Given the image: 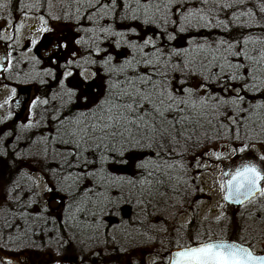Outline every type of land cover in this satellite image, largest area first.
Masks as SVG:
<instances>
[{"label":"rangeland","instance_id":"rangeland-1","mask_svg":"<svg viewBox=\"0 0 264 264\" xmlns=\"http://www.w3.org/2000/svg\"><path fill=\"white\" fill-rule=\"evenodd\" d=\"M177 1L172 0L171 3ZM185 1H187L186 11L181 10V7L177 8L175 4V15L178 17L179 28L180 19L182 24H186L184 32L187 33L193 30V24L197 25L196 28L215 24L220 28L223 27L216 23L217 19H220L215 13L218 6H223L224 9L232 6L242 7L244 10L245 4H248L247 0H218L221 3L217 2V6L215 5L217 0ZM74 2L84 3L81 6L85 8L88 22V29L85 31L89 50L87 68L90 70L98 68L96 70L99 71L96 73L94 70H88L84 73L88 84L85 82L81 89L88 91L90 101L87 104L80 98V90L76 89H73L76 94L72 96H69V89H66V96L61 98V103L65 101L76 103L79 108L83 103L82 108L86 109V106L87 108L93 106L92 101L103 97L104 79L108 68L120 65L122 60L134 53L133 48H140L141 53L143 50L153 49L154 53L156 46L153 44L156 43L145 25L135 21L128 24L130 21L127 16L141 14L136 5L144 4L147 0H133V2L131 0L130 3L127 0H117V2L74 0ZM121 3H127L125 10L119 9ZM210 4L214 7L212 12L208 9ZM261 7L264 10V3L259 6ZM195 10L197 12H194ZM235 14L236 16L239 14L238 10ZM237 17L238 21L240 17L245 19L243 15ZM241 22L234 26L243 24L242 20ZM75 32L79 34L72 29L71 35H75ZM149 37L152 38V43L145 45L144 41ZM178 43L180 47H185L188 42L179 40ZM98 44L102 49L97 61L96 55L93 54L92 57L90 53L96 51ZM230 45L231 49H234L233 46L238 47L233 42ZM236 51L239 54L230 56L229 59L232 62L243 61V57H246L244 50ZM200 63V61L194 63L193 68V63L187 66L189 72L181 74L180 77L187 76L190 85L172 94L178 97L185 95L184 99L196 100L198 106L190 109H195L196 112L201 110L200 113L203 112L204 118L209 119L202 120V123L194 122L196 126L198 125V130L192 126L173 129L168 123L164 128H168L173 135L177 129L179 130L180 134L175 135V139L167 136L162 141L157 140V143L163 144V150L156 153L151 151L152 154L148 157L135 154L149 161L148 167L157 164L167 170L169 192H162L159 200L154 203V201L148 202V198H138L137 188H132L134 185L127 189L120 185V188L116 189L119 190L118 194L121 195L123 189L122 191L129 192V195L132 193L131 195L136 199L133 198L132 211L124 208L119 212V221L117 217H112L113 215L107 212L105 214L97 207L100 203L109 202L104 198L102 186L95 184L94 187L93 184H87L88 182L85 183L73 176H62L58 179L51 170H47L49 165L54 164L55 167L56 162H60L66 156L65 153L58 152L49 158L32 156V154L0 158V170H6V173L0 172L4 176L0 182L2 255L4 256L6 249L4 257L10 258L16 255L28 261L24 264H168L169 252L179 246H189L197 241L227 238L233 235L247 243L255 252H264V195L237 209L229 207L223 201L224 189L221 188V183H225L223 168L226 165L231 171H235L236 167L245 163H254L264 170V160L261 159L264 157V137L261 138L252 132L246 133L247 130L239 126L236 117L229 110L230 105L233 107L242 102L237 101L233 104L232 99L237 94L243 95L244 81H239L240 79L236 77L235 79L228 77L229 89L222 93L214 92L202 79H207L210 74V68L205 70L209 63L204 61L201 69ZM176 69L177 67L170 66L168 70L171 73L167 75L178 74L172 73L176 72ZM243 71L240 69L237 74L241 75ZM32 72H28L24 81L20 83L24 88L21 94L28 93L29 96H34V90L30 85L34 77ZM178 83H182V79ZM185 89H192L193 95L189 97ZM9 93L8 88L0 92V116L10 114L5 102L9 100ZM201 98L206 101L203 107L199 106ZM53 110L52 118H60L67 113L63 108ZM191 113H193L191 115L195 114L192 110ZM34 114L36 113L31 110L27 115L33 119ZM211 117L216 118L217 122L210 119ZM223 119L225 122H222ZM221 125L224 127L222 130L219 127ZM258 126L255 129L260 128ZM32 128L31 125L24 127L27 130L25 133L28 134L25 140L16 138L13 133L9 135L0 128V150L32 151L41 148L39 144L41 141L34 136ZM217 153L220 154V159H217ZM124 167V172L119 167L118 178L131 180L134 183L132 179L136 175V167L131 164H125ZM138 176H141V172L136 178ZM51 177L54 179L55 189L49 192L48 180ZM110 178L115 180L116 176L111 175ZM88 190L92 191L87 197L89 204L93 205V211L86 213L83 208L84 212L82 210L80 213L77 203L82 200L80 204L83 207L86 205L87 201L82 197L86 196L84 194ZM111 195H108L109 198L115 199ZM71 203L73 207L74 205L77 207L76 209L72 207L73 209L66 213ZM129 213L131 214L127 216Z\"/></svg>","mask_w":264,"mask_h":264},{"label":"trees","instance_id":"trees-1","mask_svg":"<svg viewBox=\"0 0 264 264\" xmlns=\"http://www.w3.org/2000/svg\"><path fill=\"white\" fill-rule=\"evenodd\" d=\"M114 1L117 2V0ZM127 1L130 3L131 0ZM171 2L172 0H151L152 7L149 8L147 14H145L144 8L138 7L147 4V0L144 4L138 3L136 5L141 14L138 16H132L133 14H130L131 17L130 15L129 17L127 16L130 21L128 24L135 21V23L145 25L144 27L149 30V34L155 40L156 48L154 53L153 49H146L141 53L139 51L140 48H133L134 53H132L130 57L122 60L120 65L117 64L112 68H108L106 78L104 79V94H107L111 85L122 82L127 77L134 78L144 75L145 73L151 76L153 82L160 88L167 89L172 93L179 92V89L190 85L187 76L180 77L181 74L189 72L187 66H191L193 63V68L194 63H199L200 61L201 69L205 61L209 63V66L205 70H209L210 68V74H208L209 76L207 79H202L207 87H210L214 92L218 91L222 93L223 91L228 90L229 88L227 87L230 84V82H228V77L232 79L233 76L238 80L240 79L239 81L243 80V84L247 82L248 84L256 83L258 85V88L256 89H246L242 86V97L244 100L233 107L230 105L229 110L232 111L233 116L236 117L237 122L240 124L239 126H243V129L247 130L246 133L252 132L253 134H257V136H261V138L264 137V108L254 107V105L264 103V91H262L264 90V59H260L261 56L264 55V27L261 26L264 25V10L262 7L259 8V6L264 3V0H247L248 4H245L244 10L242 7L241 9L234 6L226 8L225 4V9L223 6H218L219 8L215 10V13H217L220 19H217L216 23L223 27L220 28L215 24L213 26H208L209 28L207 26L196 28L197 25L195 26V24H193V30H190L188 33L184 32L186 24H182L181 19L179 28L178 17L175 15V4H177V8L181 7V10L186 11L187 1L182 0L180 2V0H178L174 4ZM215 2L216 6L217 2L221 3L218 0ZM127 3L119 4V9L123 10ZM194 4L196 5L195 2ZM116 6L117 5H115V7ZM208 9L212 12L214 9L213 5L210 4ZM236 10H238L239 13L237 16L243 15L245 19L251 18V20L245 22L244 19L240 17V21H238L239 18L235 14ZM194 12L197 11L195 10ZM241 20L243 21V24L234 26L238 23H242ZM179 40L188 43L185 47H180V45H178ZM245 40L248 41L247 44L244 43ZM231 42L238 45V47L233 46L234 49H231L229 46ZM242 49L247 57H254L259 63H255L253 60L244 57L243 61L237 60L236 62L235 60L232 62L229 59L230 56H237L238 52L236 50L242 51ZM148 62L151 63L149 64ZM235 65H239L240 67L237 68ZM170 66L177 67L176 72L172 73L178 74L173 76L167 75L168 73H171L168 70ZM244 67L248 70L247 72ZM240 69L244 71L241 75H238L237 71L239 73ZM252 75L257 77L255 81L252 80ZM181 79L182 83H178ZM180 96L181 95H179V97ZM182 96L183 98L186 97L185 95ZM93 107L94 105L78 113L74 111L67 112L65 118L59 122V126H56L55 135H57V138L54 144L55 150L60 153H65L66 156L62 158L60 162H56L55 167H53L54 164L51 166L49 165L47 170H51L58 179L62 176H73L76 178L78 177V180H82L85 183L88 182L87 184H93V186L97 184L100 187L102 186L105 196L104 198L109 202L107 204L100 203L97 207L99 211L101 210L105 212V214L107 212L111 216L113 215L112 217H117L119 220V212L124 208L132 211V202L134 198L133 195H131L132 193L129 195V192L126 193V191H122L123 189H121V195L118 194L119 190L116 191V189L120 188V185H123L124 189H127V187L130 188V186L134 185L132 188H137L138 198H148V202L154 201V203H156L162 192L167 193L170 191L167 184L169 173L165 168H162V166L157 167V164H154L146 169L136 168V175H139L141 172V176L136 178L135 175L134 179H132L135 181L134 183L131 180L118 178L120 176L119 171L120 169L121 171L125 169V164L121 165V163H114L113 161L118 158L117 154L122 147L125 149L128 147L127 142L121 137L108 138L105 141L89 138L86 142H81L79 147H76L75 140L67 133L76 127L75 120L81 113L86 114L84 119L92 121L93 117L90 109ZM191 110L195 113L194 115H191L193 114L191 113ZM200 111L201 110L196 112L195 109L184 108L181 112L168 113V119L164 122L163 127L168 124V121L174 122V120H179L181 116H184L190 117L191 119L183 120L181 123L176 124V127L187 126L189 128L192 126L198 130V125L196 126V123L194 122L199 121L202 123V120L206 121L209 119H205L203 112L200 113ZM210 119L214 120L215 123L217 122L216 118L213 119V117H211ZM222 122H225V119H223ZM218 123H220V121H218ZM61 124L64 125L61 126ZM256 126L260 128L255 129ZM219 127L221 130L224 129L222 125ZM137 138H142L143 143L136 148L135 154L148 157L152 154L151 151L156 153L163 150V148L160 147V143H153L150 139L144 137L142 132ZM125 155H129V153L125 152ZM111 175L116 176L115 180L110 178ZM49 180L52 183L54 182L52 177ZM128 183H130V185ZM146 184L147 186H145ZM90 190L84 194L86 196L82 197L83 199H86V205L83 207L82 204H80L82 200L77 203V206L80 208V213L83 208L86 213L93 211V205L89 204L90 201L87 197L92 192ZM79 192L81 193L80 190ZM109 192L112 194V197H115V199L109 198ZM97 193L99 195V191H97ZM72 200L74 203V199ZM71 207H73L72 203ZM76 207L74 205L73 208L76 209ZM130 214L131 213L127 216ZM107 217L110 218V216ZM227 238L232 239L233 241H242L234 235Z\"/></svg>","mask_w":264,"mask_h":264},{"label":"flooded vegetation","instance_id":"flooded-vegetation-1","mask_svg":"<svg viewBox=\"0 0 264 264\" xmlns=\"http://www.w3.org/2000/svg\"><path fill=\"white\" fill-rule=\"evenodd\" d=\"M0 5H4L0 6V67H2L0 92L8 88L11 97L6 103L10 114L0 116V128L9 135L13 133L16 138L25 140L28 134L25 133L27 130L24 127L31 125L33 127L31 131L37 140L41 141L39 144L42 146L32 151L0 150V158H14L16 155L24 154L49 158L58 153L54 145L57 138L56 125L66 116L65 114L60 118H52L53 109L63 108L66 112L76 113L85 110L82 108L83 103L80 108L76 103L66 101L61 103V98L66 96V89H74L77 84L82 88L84 84H88L84 78V73L90 70L87 68L89 50L85 37L88 22L85 8L81 6L84 3L77 4L74 0H0ZM42 28H47L48 31H41ZM72 29L79 34L75 32V35H71ZM32 41L36 43L33 44ZM57 43L61 47L57 48ZM100 49L102 48L98 44L96 51L90 53L92 57L96 55L97 61L100 58ZM96 69L91 70L97 73L99 70ZM30 71L34 73L33 81L30 83L34 96H29L28 93L21 94L24 88L20 83ZM67 72H71L72 75L65 77ZM31 110L36 113L33 119L27 115ZM35 123L36 125H33ZM52 142L54 143L51 146ZM224 168L226 173H230L229 166L226 165ZM1 171L6 173V170ZM2 179L4 176L0 174V182ZM48 182L51 192L55 189L54 184L50 180ZM262 184L264 186V183ZM70 210L71 205L66 209V213ZM2 240L0 237V244ZM2 252L1 246L0 264L28 262L16 255L4 257L6 249L4 256Z\"/></svg>","mask_w":264,"mask_h":264},{"label":"snow or ice","instance_id":"snow-or-ice-1","mask_svg":"<svg viewBox=\"0 0 264 264\" xmlns=\"http://www.w3.org/2000/svg\"><path fill=\"white\" fill-rule=\"evenodd\" d=\"M142 7L145 14H147L149 8L152 7L151 0H148V3L142 5ZM17 31H19V27H17ZM41 31H48V29L42 28ZM32 43L35 44L36 41H32ZM150 43H152L151 37L144 41L145 45ZM244 43L247 44L248 41L245 40ZM153 46L155 45L153 44ZM56 47L59 48L61 45L57 43ZM245 58L259 63L254 57L246 56ZM260 59H264V55ZM109 60H111V57H109ZM10 63L9 61V66ZM235 67L239 68L240 66L235 65ZM71 75V72H67L65 77ZM251 78L253 81L257 79L254 75ZM233 79H235V76H233ZM61 85L63 86V81H61ZM88 87L90 88V86ZM243 87L256 89L258 85L246 82ZM74 89L80 90V98L86 104L90 101L88 91L82 90L80 84L75 85ZM184 91L189 97L193 95L192 89H185ZM12 94L15 95V89L12 90ZM75 94L76 92L73 89H69V96ZM10 99L11 97H9ZM242 100L243 97L237 94L232 99V103L236 104L237 101ZM205 103V99L201 98L199 106L203 107ZM92 104L94 105L90 109L93 117L92 121L84 119L86 114L81 113L75 120L76 127L67 133L75 140L76 147H79L81 142H86L89 138L105 141L108 138L121 137L127 142L128 147L126 149L122 147L117 154L118 158L113 162L131 164L133 167L140 169L147 168L150 162L135 155L136 148L143 143V139L137 138V136L142 132L144 137L150 139L153 143L157 142L158 139L162 141L167 136H172L175 139V135L180 134L179 130L177 129L175 135H173L168 128L163 127L164 122L168 119L167 114L198 106L197 101L194 99H184L183 96L178 97L167 89L160 88L153 82L152 77L146 73L134 78L127 77L124 81L111 85L107 94H103L102 99L98 98L92 101ZM254 107L264 108V103L254 105ZM185 119L191 118L181 116L179 120L168 121V123L175 129L176 124ZM160 147H163L162 143ZM125 152L129 155H125ZM216 157L220 159V154L217 153ZM261 159L264 160V157H261ZM262 183H264V170L258 168L254 163H245L235 168V171L231 174V179L226 184L221 183V188H227L228 194L225 199H235L237 202H242L241 197L247 199L256 192L264 195V188L261 187ZM169 259L171 264H264V255H256L242 244L223 240L213 241L211 239L197 241L195 246H179L178 250L170 255Z\"/></svg>","mask_w":264,"mask_h":264},{"label":"water","instance_id":"water-1","mask_svg":"<svg viewBox=\"0 0 264 264\" xmlns=\"http://www.w3.org/2000/svg\"><path fill=\"white\" fill-rule=\"evenodd\" d=\"M2 70V67H0V71ZM229 179H231V177H229L227 180H226V183H227V181L229 180ZM225 183V184H226ZM262 187V186H261ZM228 194V192H227V188H226V190H225V193H224V201L227 203V204H229V205H231V206H241V205H244L245 203H247V202H249L250 200H252L253 198H255V197H257L260 193L259 192H256V193H254L253 195H251L250 197H248L247 199H244L243 197H241L240 199H241V201L242 202H237L235 199H225V196ZM221 240H223V241H227V242H233L232 240H224V239H219V240H213V241H221ZM235 243H239V242H236V241H234ZM239 244H241V243H239ZM243 245V244H242ZM192 246H195V245H192ZM244 246H246L245 244H244ZM246 247H248V246H246ZM253 253H255L256 255H264V253H261V254H257L256 252H254L250 247H248ZM178 249H174V250H172L170 253H169V257H170V255L172 254V253H174L175 251H177ZM168 264H171V262H170V259H169V263Z\"/></svg>","mask_w":264,"mask_h":264}]
</instances>
